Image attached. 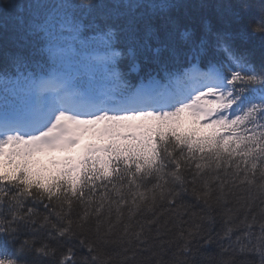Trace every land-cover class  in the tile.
Listing matches in <instances>:
<instances>
[{"label": "snow or ice", "instance_id": "snow-or-ice-1", "mask_svg": "<svg viewBox=\"0 0 264 264\" xmlns=\"http://www.w3.org/2000/svg\"><path fill=\"white\" fill-rule=\"evenodd\" d=\"M169 7L31 0L15 17L0 264H264V0L197 22Z\"/></svg>", "mask_w": 264, "mask_h": 264}, {"label": "trees", "instance_id": "trees-1", "mask_svg": "<svg viewBox=\"0 0 264 264\" xmlns=\"http://www.w3.org/2000/svg\"><path fill=\"white\" fill-rule=\"evenodd\" d=\"M30 2L31 0H0V3H10L16 6L8 9L9 22L7 30H5L4 27H0V69H2L5 64V53L14 54L21 50L17 47L18 43L23 42L19 39L21 33L18 32L15 27V25L18 24L15 17L24 16L27 18V5ZM112 2L113 0H103L105 4H111ZM239 2L240 0H143L145 5L153 3H167L172 5V7H169L165 11L157 10V15L171 16L185 22H197L201 19L216 20L227 14L229 6H232V9L235 10ZM251 2L258 4L260 0H251ZM21 5L25 7L24 12L19 11V6ZM140 11L150 14L152 10L147 7L137 9V12ZM255 12L256 10L254 9L253 15H255ZM3 15L4 14L0 12V25L3 24ZM255 46L257 49L256 60L259 62L260 52L258 39L255 41ZM130 78L135 82V74H132ZM5 255H10V252L0 255V258H4ZM28 259H31V257Z\"/></svg>", "mask_w": 264, "mask_h": 264}]
</instances>
